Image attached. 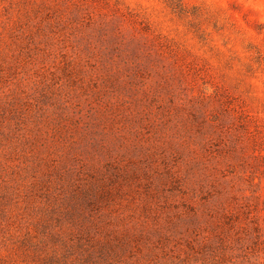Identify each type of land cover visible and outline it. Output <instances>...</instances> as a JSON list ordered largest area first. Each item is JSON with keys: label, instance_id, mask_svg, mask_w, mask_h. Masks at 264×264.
I'll return each mask as SVG.
<instances>
[{"label": "rangeland", "instance_id": "obj_1", "mask_svg": "<svg viewBox=\"0 0 264 264\" xmlns=\"http://www.w3.org/2000/svg\"><path fill=\"white\" fill-rule=\"evenodd\" d=\"M0 264H264V0H0Z\"/></svg>", "mask_w": 264, "mask_h": 264}]
</instances>
